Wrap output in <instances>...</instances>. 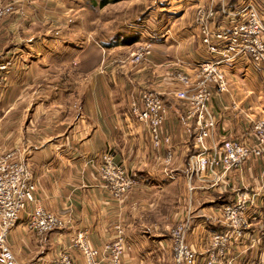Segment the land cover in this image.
Instances as JSON below:
<instances>
[{
	"label": "crops",
	"instance_id": "0c3cea01",
	"mask_svg": "<svg viewBox=\"0 0 264 264\" xmlns=\"http://www.w3.org/2000/svg\"><path fill=\"white\" fill-rule=\"evenodd\" d=\"M0 1L14 8L0 19V59L12 60L0 91V151L12 152L27 167L38 203L64 223L37 235L27 229L22 214L6 237L18 263L52 264L63 249L74 264H84L79 249L69 246L75 233L84 232L88 244L99 248L121 222L128 245L122 264H173L170 229L190 214L187 240L200 264L208 233L222 229L212 219L214 209L231 202L239 189L258 192L250 207L251 224L215 264L264 258V158L249 159L213 185L210 174L201 181L193 177L192 192L181 195L192 200L187 207L169 213L158 208L161 199H170L163 192L167 187L185 186L188 158L196 152L194 124L169 93L176 84L168 74L193 71L199 36L191 10L197 1L210 0H167V11L173 13L169 26L149 34L153 46L144 63L129 59L147 33L130 24L136 14L105 24L104 9L112 0ZM255 1L264 8V0ZM132 36L136 39L126 41ZM225 73L228 90L214 94L210 104L219 144L250 138V118L264 115V69L240 57L225 66ZM145 89L160 92L167 106L161 133L173 145L169 165L162 160L164 148L152 146L146 126L130 113L131 94ZM106 150L134 179L121 198L110 194L97 172ZM167 171L174 174L172 180Z\"/></svg>",
	"mask_w": 264,
	"mask_h": 264
},
{
	"label": "built area",
	"instance_id": "2783aa9c",
	"mask_svg": "<svg viewBox=\"0 0 264 264\" xmlns=\"http://www.w3.org/2000/svg\"><path fill=\"white\" fill-rule=\"evenodd\" d=\"M11 11V6L0 3V18ZM194 22L198 28L199 57L193 62L191 73L174 71L168 74L176 86L169 92L179 100L185 117L192 121V145L196 152L189 155L187 188L192 192V178L202 180L210 174L212 185L227 172L239 168L251 158H264V115L252 119L250 138L228 139L219 144L214 139L216 116L211 109L214 94L228 90L225 66L239 59L248 58L254 66L264 69V8L255 0L197 1L194 5ZM152 43L143 41L130 61L144 63ZM12 67L10 57L0 59V90ZM129 109L133 118L146 126L149 140L155 149L164 148L162 160L169 165L173 158V145L169 136L161 133L167 116V106L162 94L145 89L132 93ZM104 186L115 198H121L134 184V179L115 162L114 154L106 150L100 154L97 168ZM171 178L170 171L166 172ZM36 184L30 171L12 152L0 151V260L2 264L18 263L7 245L6 237L14 222L23 214L25 226L37 235L63 226V219L46 210L35 196ZM258 192L247 189L236 191L231 202L215 208L212 219L222 227L208 233V250L200 264H215L225 258L229 246H237L250 226V207L255 204ZM190 214L180 218L170 230L173 264H195L197 252L187 240ZM77 247L84 264H122L128 245L121 222L114 225V236L101 247H91L85 233L78 231L70 239ZM52 264H74L68 252H58ZM227 264H232L229 259ZM250 264H264V258Z\"/></svg>",
	"mask_w": 264,
	"mask_h": 264
},
{
	"label": "rangeland",
	"instance_id": "374dc122",
	"mask_svg": "<svg viewBox=\"0 0 264 264\" xmlns=\"http://www.w3.org/2000/svg\"><path fill=\"white\" fill-rule=\"evenodd\" d=\"M0 3H6V2L0 1ZM6 4H9L11 6V11L9 13H7L6 15L2 16L1 18L5 17L7 15H10L13 12V9H14L13 5L11 3H8V2ZM167 7H170V4L167 2V0H137L135 3H132V4H129V0H112L111 2H109V4L104 9V12L106 13L105 18L108 19V21H105V24L108 26H111V25L117 24V22L125 16H129L130 14L131 15L136 14V16H133L132 18L134 20H136L137 18L138 19L140 18L139 22L137 23V26L140 29H142L143 33L147 32L145 34V37H142V41H150L152 43V39L150 40L149 38H151L150 36L154 35V34L151 31L162 32L163 29L167 28V25L169 26L168 18H170L173 13L170 11H167ZM78 10H81L80 7H78ZM191 12H192L191 13V18H192L193 13H194V7L192 8ZM163 13H169V17H167L166 20L163 19V16H164ZM174 15H175V13H174ZM133 22H130V24L133 25L132 24ZM154 33H156V32H154ZM149 34H151V35H149ZM141 43H143V42H141ZM141 43H139L136 46V48ZM136 48H135V50H136ZM130 58H131V54L129 56V59ZM165 174L167 175V173H165ZM171 175L174 176V174H171ZM183 175H185L184 177H186V176L188 177V175H189L188 167H187V172ZM166 177L169 178L170 180L173 179V178L169 177L168 175ZM183 191H185V195H186V193H187V195H189V193H191V191H189V189L187 188V182H186L185 186H179V185L175 184L173 186L167 187L166 190L163 192L169 194L170 199H168V200H167V198L164 200L161 199V203L159 204L158 208L165 210V213H169V212H174V211H180L182 209L183 205H185L187 207L188 203H191L192 200H189L190 197H188V196L184 200H182L181 195L185 196V195H183L184 194ZM165 193H163V194H165ZM165 196H167V195H165ZM63 251L64 250L62 249L61 252H63Z\"/></svg>",
	"mask_w": 264,
	"mask_h": 264
},
{
	"label": "trees",
	"instance_id": "16d2710c",
	"mask_svg": "<svg viewBox=\"0 0 264 264\" xmlns=\"http://www.w3.org/2000/svg\"><path fill=\"white\" fill-rule=\"evenodd\" d=\"M164 14V16H163V19L164 20H166L167 19V17H169V13H163ZM139 20H140V18L138 19H136V20H134V22L132 23V24H136L137 25V23L139 22ZM163 20V21H164ZM151 32H158V31H151ZM138 37V36H137ZM128 39H126V41H130V38L132 39V40H134V39H136L134 36H132V37H127ZM217 230H218V228H217Z\"/></svg>",
	"mask_w": 264,
	"mask_h": 264
}]
</instances>
